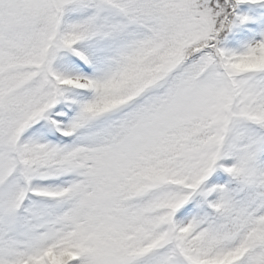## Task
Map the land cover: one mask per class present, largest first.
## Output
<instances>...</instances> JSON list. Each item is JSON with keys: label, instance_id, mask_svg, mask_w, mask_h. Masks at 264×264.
<instances>
[{"label": "snow or ice", "instance_id": "snow-or-ice-1", "mask_svg": "<svg viewBox=\"0 0 264 264\" xmlns=\"http://www.w3.org/2000/svg\"><path fill=\"white\" fill-rule=\"evenodd\" d=\"M0 264H264V0H0Z\"/></svg>", "mask_w": 264, "mask_h": 264}]
</instances>
